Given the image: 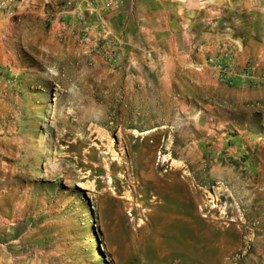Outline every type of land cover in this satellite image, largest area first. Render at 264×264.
<instances>
[{"label": "rangeland", "instance_id": "374dc122", "mask_svg": "<svg viewBox=\"0 0 264 264\" xmlns=\"http://www.w3.org/2000/svg\"><path fill=\"white\" fill-rule=\"evenodd\" d=\"M48 29L0 19V264L261 258V173L240 168L261 165V149L248 150L264 141L261 112L249 116L237 106L234 118L219 121L199 113L201 103L194 116L172 114L164 133L133 134L131 120L115 111V99L129 97L115 98L112 73L108 83L84 55L41 35ZM112 45L104 60L124 68ZM237 143L245 145L230 155L237 180L216 183L212 159ZM200 206L212 209V247L202 244L193 222H182Z\"/></svg>", "mask_w": 264, "mask_h": 264}, {"label": "crops", "instance_id": "0c3cea01", "mask_svg": "<svg viewBox=\"0 0 264 264\" xmlns=\"http://www.w3.org/2000/svg\"><path fill=\"white\" fill-rule=\"evenodd\" d=\"M117 1L119 8H113L109 0H97V14L89 20L86 38L83 23L76 17L78 0H66L67 4L52 0L36 6L15 2L13 13L0 12V19H17L34 26L47 24L48 31L41 35L84 55L85 63L101 71L108 83L112 73L115 98L123 94L129 97L128 103L115 99V111L118 108L121 117L131 120L126 128L133 134L164 133L173 115L178 118L179 112L185 111L194 116L201 103L205 106L199 108V113L209 111L219 121L234 118L237 106L249 116L261 112L264 126V0ZM111 43L115 53L124 55V68L111 67L104 60L103 51ZM225 49L232 51L238 67H245L251 59L259 61L263 80L258 88L232 87L207 72L196 71L193 60L218 56ZM232 85L241 86L239 81ZM215 140L221 142L222 138L217 134ZM220 142L217 147H221ZM248 145V150L261 149L257 169L250 167V161L240 166L241 170L261 173V258L247 264H264V141ZM244 147L239 143L224 145L222 158L212 159L210 175L216 183L233 184L237 180L230 155L240 153ZM211 211L195 207L192 217L184 213L180 219L185 225L193 222L196 236L208 247L214 239Z\"/></svg>", "mask_w": 264, "mask_h": 264}, {"label": "built area", "instance_id": "2783aa9c", "mask_svg": "<svg viewBox=\"0 0 264 264\" xmlns=\"http://www.w3.org/2000/svg\"><path fill=\"white\" fill-rule=\"evenodd\" d=\"M27 2L31 6L39 5V3L48 4L52 0H0V10L5 13L12 14L15 8V2ZM113 8H119L117 0H109ZM63 4H67L66 0H62ZM97 9V0H78V19L83 23V36L87 37L90 29L88 17L94 15ZM196 71L207 72L214 76L217 80L225 84H234L239 81L241 85L253 88L259 87L263 80L262 70L258 60L251 59L247 62L246 67L240 70L233 59V53L230 50H223L220 55H206L204 59L193 60Z\"/></svg>", "mask_w": 264, "mask_h": 264}, {"label": "trees", "instance_id": "16d2710c", "mask_svg": "<svg viewBox=\"0 0 264 264\" xmlns=\"http://www.w3.org/2000/svg\"><path fill=\"white\" fill-rule=\"evenodd\" d=\"M78 191H80V190H78Z\"/></svg>", "mask_w": 264, "mask_h": 264}]
</instances>
